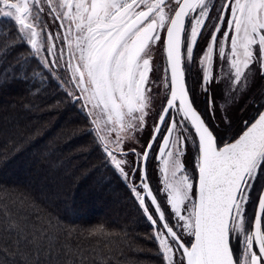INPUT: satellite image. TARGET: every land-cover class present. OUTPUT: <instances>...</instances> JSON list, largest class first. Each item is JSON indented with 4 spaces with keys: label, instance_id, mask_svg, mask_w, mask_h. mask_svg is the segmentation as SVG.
I'll use <instances>...</instances> for the list:
<instances>
[{
    "label": "snow or ice",
    "instance_id": "6c2138e0",
    "mask_svg": "<svg viewBox=\"0 0 264 264\" xmlns=\"http://www.w3.org/2000/svg\"><path fill=\"white\" fill-rule=\"evenodd\" d=\"M211 2L44 0L54 19L61 21L63 32H45V39L39 42L37 29L44 11L41 0H0V16L15 20L18 38L29 44L50 70L65 60L70 80L79 90L78 95H69L87 109L105 160L125 180L134 176L138 164L148 161L153 143L157 144L159 156L164 157L161 173L165 195L158 201L160 192L153 193L146 172L140 178V190L133 186L131 191L151 224L156 227L160 222L155 238L167 264H174V251L180 253L179 264H264V188L255 195L251 215H245L256 177L264 173V100L252 101L254 114L243 121L244 127L231 137H218L193 106L185 84V67L190 71L193 66L198 37L205 42L195 53V62L203 68L202 88L208 92L209 108L207 85L218 82L213 79L214 50L221 61L217 66L226 77L220 109L239 96L257 69L264 76V0H220L216 23L203 37L201 29L209 18ZM216 25H222L223 32ZM53 40L65 44L57 49ZM156 42H161L170 67V78H162L169 86L157 114L164 132L154 124V135L141 145L143 151L132 147L124 150V141L135 140L133 133L143 128L156 95H148L158 86L156 78L149 85ZM45 43L51 61L41 55ZM253 64L255 68L250 67ZM209 115L214 116L211 111ZM189 125L195 135H184ZM188 140L194 149L197 175L186 170L182 162ZM130 153L135 161L127 158ZM125 165L130 171H125ZM176 229L182 230L180 234ZM185 233L194 239L184 241Z\"/></svg>",
    "mask_w": 264,
    "mask_h": 264
},
{
    "label": "trees",
    "instance_id": "16d2710c",
    "mask_svg": "<svg viewBox=\"0 0 264 264\" xmlns=\"http://www.w3.org/2000/svg\"><path fill=\"white\" fill-rule=\"evenodd\" d=\"M17 29L0 16V264H167L67 75L47 71Z\"/></svg>",
    "mask_w": 264,
    "mask_h": 264
},
{
    "label": "flooded vegetation",
    "instance_id": "af4514ba",
    "mask_svg": "<svg viewBox=\"0 0 264 264\" xmlns=\"http://www.w3.org/2000/svg\"><path fill=\"white\" fill-rule=\"evenodd\" d=\"M206 2H207V0H206ZM219 4H220V0H212L211 4L209 5V8H210L209 18H208V20L205 21L204 28L201 29L203 37H207L208 33L211 32V30H212V26L216 23V21H215L216 8L219 7ZM41 6H43L44 11L40 13V18H41L42 23L40 25L39 31L41 32V38L44 40L45 39V32H52V33L63 32V29H61L59 27L61 21L54 19V14L51 13V10L47 6V4L44 3V0H41ZM187 19L188 18H186V27H187ZM225 19L227 20L228 17L225 16ZM209 21H211V23H209ZM216 26L220 27L221 31L223 32L224 29H223L222 25H216ZM205 28L207 29V32L205 31ZM231 35L232 34L229 33L230 39H231ZM163 40H164V35L162 33L161 34V41H163ZM219 40H220V37H219V34H217V41L219 42ZM53 42H55L57 44V49H59V47L61 45L65 44V42L63 40H61V41L53 40ZM204 42L205 41L203 38L198 37L197 46L194 48L193 66L191 67L190 71L187 67H185V80H186V84H187V89L189 91L191 99L193 100L194 107L197 108V110L202 114L203 118L205 119V122L213 130L214 135H216L218 137H225V136L231 137L236 131H238L240 128L244 127L243 121H245L246 119H248L249 117H251L254 114V109L249 108L250 106L253 105L252 101L254 100V101L259 102V101L264 100V76H262V80L260 81V91H257L256 93L250 94V95L248 93L246 100L242 103L241 109L237 113V115L239 116V118L241 120V125L239 126V128H237L236 130H233V128H232L234 125L233 121H234L235 117H237V116H235L225 125H223V123L221 122L222 127L220 129V127H218L219 124L217 122H214L213 119L210 117L209 113L207 111H205L206 105H208V104L205 100L207 97V94H206L207 92H205L202 88L203 69L198 62H195V53L204 47ZM47 48H48V44L45 43L44 44V54L46 55L47 58H49ZM152 48H153L152 59H151L152 72L158 81V86H156V89L163 88L164 81L162 78H164L166 75L170 78V68L168 66V62H167V58H166V52L161 47V42H156L152 46ZM214 55L218 58V56L216 55V50H214ZM65 56H67L66 46H65ZM227 57H228V50L226 48L225 62L227 61ZM158 59H160V60H158ZM49 60H50V58H49ZM188 63L189 62L186 60L185 64L187 65ZM220 63H221V61H220ZM166 68L168 69L167 73L165 72ZM55 70L57 73H60V71H61L63 75H67V78L70 81V84L68 82V84H69L68 87L77 90V92L79 93V90L76 89L75 84L73 82H71V80H70L71 72L66 71V65H65L64 59L59 60V66L56 65ZM168 86L169 85H167V87ZM207 87L212 94V91L214 90V85L212 83H210L207 85ZM198 93H199V95H198ZM159 110H160V105L155 109L153 115L151 117L150 116L148 117V122L150 125L149 129L144 134L137 136V139L135 142L136 147L138 146V144L140 142H142L145 139V137H147V139L145 141V143L147 144L149 138L154 135V133L152 131L153 125L156 124V126H158V124H159L157 121V114L159 113ZM172 115L175 116L176 113L173 111ZM165 119H167V118H165ZM160 131L164 132L163 125L161 126ZM189 134L195 135V132L192 128L190 129L188 126V132H184V135H189ZM155 139L157 141H159L160 136L157 134L155 136ZM185 145H186V147H185L184 155L182 156V162L185 164L186 170H191L193 175H197L198 169H196L194 167V163H195V161L193 159L194 149L191 146V141L190 140L185 141ZM160 146L162 147V143ZM152 149H153V151H150L148 154V161L145 162V169H146V174H147V182H148V184H150L149 186H151L153 193L156 194L157 191L152 184L153 181L149 177V171L153 170V167L154 168L156 167V163H153V161L151 159H152V155H154L155 162L158 161L160 163L164 157L159 156L156 143H153ZM137 151H140V150L137 149ZM127 158L130 161H135V159H136L135 156L132 155L131 153L128 155ZM138 173L140 174L139 176L137 175ZM141 176H142V166H140L138 164L137 171L135 172L134 176H132L130 179L131 183L132 182L134 183L135 180H138V182L133 185V186H136L137 189H140L139 181H140ZM261 188H264V173H259L257 175L256 180L253 184V190H252V192L249 193V203L247 205H245L246 206V208H245V215L246 216L251 215V210H252L251 205L253 203V200L255 199V195L258 193V191ZM159 200L160 199L158 196V201ZM146 201H147V203H149L147 198H146ZM262 225H264V217H262ZM253 230H254V225H253ZM183 240L186 241V239H183Z\"/></svg>",
    "mask_w": 264,
    "mask_h": 264
},
{
    "label": "rangeland",
    "instance_id": "374dc122",
    "mask_svg": "<svg viewBox=\"0 0 264 264\" xmlns=\"http://www.w3.org/2000/svg\"><path fill=\"white\" fill-rule=\"evenodd\" d=\"M6 18L11 19L13 21V23L17 26V28L19 27L16 24L15 20H13L12 18H9V17H6ZM37 30L39 31V28ZM37 39H38V42L43 40L41 38V32H40V36ZM29 48L31 49L30 45H29ZM41 55L46 57V55L44 54V50L42 51ZM49 58H50V60L52 59L50 54H49ZM49 58H47V59L49 60ZM158 60H160V59H158ZM40 61H41V58H40ZM219 63H220V60L214 55L213 56V69H212V71H213V79L217 80L218 82L212 83L214 85V90L212 91V94H211V105H212L211 108H209V103L210 102H209V99H208V92L206 93L207 97H206L205 100H206L208 105H206L205 111H207L208 113L211 111L214 114V116L210 115V117L213 119L214 122H217L219 124L218 127H220V129H221V127H222L221 122L223 123V125H225L233 117H235L237 115L238 111L241 109L242 103L246 100V97H247L248 93L250 95V94L256 93L257 91H260V81L262 80V76L260 75L259 69H257L256 72L252 75L248 86L239 94V96L235 100H233L231 103L227 104L223 109H220L218 107V105L220 103H223L224 79L226 77L223 75V71L220 68H218L217 65ZM42 66L47 71H51L54 75H57V76H59V77H61L63 79V74H62L61 71L58 74H56V73H54V71H52L53 70V65L51 66L52 70H50L49 66L45 65L44 63H42ZM250 67L251 68H255L256 65L253 64ZM218 73H219V76H218ZM152 74H153V72H151L150 76H149V85L152 84V80H153V78H155V75L154 74L152 75ZM246 75H247V72H246ZM65 82H66V84H68V82L70 84L69 80L65 81ZM65 82L63 81L62 83L64 85H66ZM65 87L70 92H73V93H75L77 95L79 94L77 92V90L72 89V88H68L67 86H65ZM237 87H239V86L237 85ZM166 91H167V85L165 83H164L163 88L156 89V86L152 87V90H151L150 93H148V95H150V96H152L153 94H156V95L151 100V106L147 109L148 115L145 117V124H144L143 128L140 131H136V132L133 133V135L135 137V140H125L124 141V143H123V149L124 150H127L129 147H132V148H136V149H138L140 151H143V149L141 148V145H145L146 144L145 141H146L147 137H145V139L142 142H140L138 144V146L136 147L135 142H136L137 136L144 134L149 129L150 125H149V122H148V117L149 116L151 117L153 115L155 109L160 105L159 102L161 100L165 99V96L163 95V93L166 92ZM198 95H199V93H198ZM80 104L82 105L81 101H80ZM249 108H252V107L250 106ZM225 117L227 118L226 120H225ZM189 128L191 129L190 125H189ZM112 138L113 139L115 138V133L112 134ZM151 160L153 161V163H156V167L155 168L153 167V170H150V171L148 170L149 171V177L152 179V181H153L152 184H153L154 188L156 189V191L159 190V192H160L159 199H160V197L165 195L164 190H163V176H162V173H161V169L163 168V165H162L161 162L160 163L158 161L155 162L154 155H152V159ZM125 171H130L126 165H125ZM137 175L139 176L140 174L138 173ZM130 179H131V177H130ZM130 179L127 180V181H130ZM137 182H138V180H135L134 183H137ZM137 190H140V189H137ZM245 208H246V206H245ZM158 223H160V222L158 221ZM176 230L178 231V234H180V232L182 231L181 229H176ZM182 238L186 239V241H190V240L194 239L193 237L188 236L186 233L183 235ZM169 242L172 243L170 238H169ZM179 257H180L179 251H174L173 259L174 260L176 259V263L177 264H179Z\"/></svg>",
    "mask_w": 264,
    "mask_h": 264
},
{
    "label": "water",
    "instance_id": "95a60500",
    "mask_svg": "<svg viewBox=\"0 0 264 264\" xmlns=\"http://www.w3.org/2000/svg\"><path fill=\"white\" fill-rule=\"evenodd\" d=\"M170 68V67H169ZM185 84H186V80H185ZM186 87H187V84H186ZM189 92V91H188ZM189 97H190V94H189ZM190 99H191V97H190ZM194 106V105H193ZM86 110V113H87V109H85ZM89 119H90V121H91V118L89 117ZM161 124H158V127H160V129H161ZM193 130H194V128H193ZM194 132H195V130H194ZM156 136V135H155ZM163 146V145H162ZM146 172V169H145V163L143 164V166H142V175L144 174ZM148 183V182H147ZM147 198V197H146ZM145 202L147 203V201L145 200ZM157 226H158V223H157ZM157 226L156 227H154L155 228V230H156V228H157Z\"/></svg>",
    "mask_w": 264,
    "mask_h": 264
}]
</instances>
